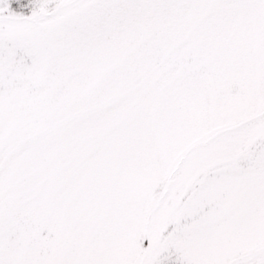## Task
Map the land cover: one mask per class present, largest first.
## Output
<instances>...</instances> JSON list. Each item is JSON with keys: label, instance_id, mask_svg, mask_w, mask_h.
I'll list each match as a JSON object with an SVG mask.
<instances>
[{"label": "snow or ice", "instance_id": "snow-or-ice-1", "mask_svg": "<svg viewBox=\"0 0 264 264\" xmlns=\"http://www.w3.org/2000/svg\"><path fill=\"white\" fill-rule=\"evenodd\" d=\"M0 264H264V0H0Z\"/></svg>", "mask_w": 264, "mask_h": 264}, {"label": "rangeland", "instance_id": "rangeland-1", "mask_svg": "<svg viewBox=\"0 0 264 264\" xmlns=\"http://www.w3.org/2000/svg\"><path fill=\"white\" fill-rule=\"evenodd\" d=\"M13 7H15V5H13Z\"/></svg>", "mask_w": 264, "mask_h": 264}]
</instances>
